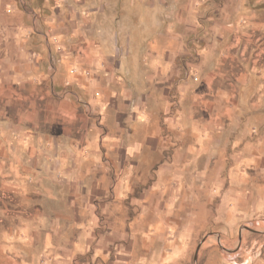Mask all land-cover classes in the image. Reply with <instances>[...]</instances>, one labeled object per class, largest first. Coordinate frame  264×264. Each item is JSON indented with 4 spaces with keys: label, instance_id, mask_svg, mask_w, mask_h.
<instances>
[{
    "label": "crops",
    "instance_id": "crops-1",
    "mask_svg": "<svg viewBox=\"0 0 264 264\" xmlns=\"http://www.w3.org/2000/svg\"><path fill=\"white\" fill-rule=\"evenodd\" d=\"M77 5L0 0V264H179L222 218L264 216V114L204 161L202 90L144 61L170 51L123 65Z\"/></svg>",
    "mask_w": 264,
    "mask_h": 264
},
{
    "label": "rangeland",
    "instance_id": "rangeland-1",
    "mask_svg": "<svg viewBox=\"0 0 264 264\" xmlns=\"http://www.w3.org/2000/svg\"><path fill=\"white\" fill-rule=\"evenodd\" d=\"M77 1L78 7L89 11L92 35L107 28L122 36L123 65L132 64L131 51H170L165 58L144 61L163 67L162 77L170 82L172 92L185 79L202 90L194 112L204 119V161L211 157L212 146L237 149L244 144L241 132L235 131L243 125L242 117L251 116L247 125L252 121L255 126L253 121L264 114V96L257 92L259 86L264 88V0ZM106 20L109 25L101 26ZM211 83L218 91L216 106L206 99ZM229 115L236 118L227 131ZM210 116L217 120L218 131L211 132ZM258 137L254 133L246 141L258 146ZM213 227L204 231L179 264H264V216L225 217L218 228Z\"/></svg>",
    "mask_w": 264,
    "mask_h": 264
}]
</instances>
